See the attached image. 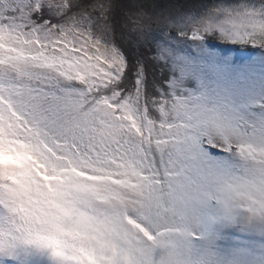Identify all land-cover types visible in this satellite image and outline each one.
<instances>
[{
	"label": "snow or ice",
	"instance_id": "obj_1",
	"mask_svg": "<svg viewBox=\"0 0 264 264\" xmlns=\"http://www.w3.org/2000/svg\"><path fill=\"white\" fill-rule=\"evenodd\" d=\"M0 264H264V0H0Z\"/></svg>",
	"mask_w": 264,
	"mask_h": 264
},
{
	"label": "rangeland",
	"instance_id": "obj_2",
	"mask_svg": "<svg viewBox=\"0 0 264 264\" xmlns=\"http://www.w3.org/2000/svg\"><path fill=\"white\" fill-rule=\"evenodd\" d=\"M125 47H128V46L125 45ZM128 50H129V53H130L131 56L134 57L136 55V52L132 51V49L129 48Z\"/></svg>",
	"mask_w": 264,
	"mask_h": 264
}]
</instances>
